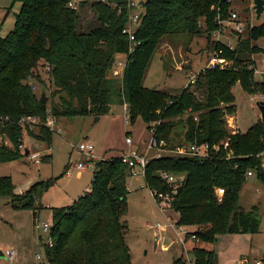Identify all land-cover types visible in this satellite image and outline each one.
<instances>
[{"label":"trees","instance_id":"1","mask_svg":"<svg viewBox=\"0 0 264 264\" xmlns=\"http://www.w3.org/2000/svg\"><path fill=\"white\" fill-rule=\"evenodd\" d=\"M16 2L20 9L14 27L0 35V125L12 142V147L0 145V163L24 155L20 145L26 125L19 122L23 117L41 119L39 132L30 133L51 146L55 131L45 125L49 115H91L98 121L113 103L126 102L129 121L134 124L142 118L149 129L155 126L168 148L184 142L228 141L234 153L230 159L225 149L204 159L164 153L147 163L144 175L152 191L172 192L162 172L184 176L170 208L178 212L179 225L196 228L193 246L187 250L196 264H218L213 250L200 242L215 241L223 233L260 232V217L255 210H244L240 199L248 170H254L264 184V162L257 156L264 150V123L259 119L247 131L234 133L225 117L236 111L233 88L237 83L251 95L264 94L254 59L255 54H264V46L257 43L264 38V23H247L242 32L236 31V36L240 34L237 44L230 46L212 39L223 25L219 19H228L233 10L227 0H145L130 52V38L124 32L133 9L130 0H86L78 8L68 6V0H13L12 6ZM87 4L98 24L82 31L80 10L83 13ZM203 33L211 40L214 55L228 60L226 67H205L195 83L175 94L144 85L164 37ZM120 54L126 56V65L118 84V75L109 74ZM47 81L55 86L51 100L59 97L50 105L41 100L32 83L46 85ZM180 123L184 137L174 142L173 129ZM91 161L96 169L90 190L72 204L53 209V244H44L49 264H133L128 224L123 219L128 210L130 167L120 156ZM53 184V179H43L18 187L10 176H0V197H7L15 209H32L35 218L43 207L38 204L41 196ZM218 187L225 189L221 200L215 192ZM185 263L183 255L174 264Z\"/></svg>","mask_w":264,"mask_h":264},{"label":"rangeland","instance_id":"2","mask_svg":"<svg viewBox=\"0 0 264 264\" xmlns=\"http://www.w3.org/2000/svg\"><path fill=\"white\" fill-rule=\"evenodd\" d=\"M143 1L145 0H135L138 4L137 10L141 9ZM12 2L13 0H0L1 36H5L13 29L15 15L20 9L19 2L11 7ZM252 6L253 0H235L232 4L233 11L238 14L236 23L241 22L243 30L247 23L252 25L264 23V13L257 19ZM80 11V30L88 31L87 29L98 24L95 11L90 4L85 6L83 13L82 10ZM233 24L226 22L225 30L220 35L215 33L212 39L235 46L240 34L236 36ZM257 43L264 46V38H260ZM213 56V45L206 33L193 37L186 34L168 35L162 39L151 60L144 85L149 88L164 89L173 94L178 93L189 84L191 72L198 73L203 70ZM117 58L121 61L126 60L123 54L118 55ZM254 59L258 68L256 79L264 81L262 75L264 54H255ZM109 75L113 76L112 71ZM121 76L120 74L117 77L118 84L121 83ZM32 83L36 85L35 91L40 96L45 92L49 105L52 101H59L58 96L52 100L50 98L51 91L55 89L53 83L49 81L46 85ZM233 94L236 111L234 115H226V123L231 132H245L261 119L257 102L264 100V94L251 95L239 83L234 86ZM112 105L116 110L101 116L98 121L91 115L57 118L51 146L30 133L39 132V123L27 124L20 145L24 155L0 163V176H10L18 187L31 185L43 179L54 180V184L38 202L43 206L38 212L41 221L51 223L54 208L72 204L86 191L84 189L86 186H92L94 175L92 166L84 172L70 167L71 164L79 161L87 162L89 159L78 148L81 142L88 141L94 144L93 160L126 153L128 150H125L129 147L127 136L132 137V143L136 144V141H139L137 144L141 145L139 151H146L151 129L142 118H137L134 124L129 121L124 110L126 106L128 108L126 102H115ZM186 117L187 115H184L183 118ZM184 128L182 123L174 127V142H180L184 137ZM4 140L0 145L12 147L8 136ZM157 152L158 150L150 149L147 152L148 158L154 157ZM68 168L71 169L70 176L66 173ZM128 188V210L123 219L128 224L126 236L133 264H174L178 257L183 255L185 258L190 257L187 250L192 248L193 239L188 235L186 242H180L178 238L183 239L182 230L192 232V228L178 226L173 228L169 225L168 217L171 222H177L178 212L168 207L162 210V205L147 186L145 175L139 169L138 174H131L128 178ZM240 206L246 211L255 210L261 219L260 232L218 234L215 241L200 242L199 245L213 250L219 264H240V259L245 260L241 264H256L258 260L264 264V184L255 175L248 177L242 187ZM158 222L165 224V228L158 229L156 227ZM49 236V232L36 227L32 209H15L7 197H0V248L6 249L11 246L17 253L14 261L2 257L0 264H49L44 245L49 240ZM38 254L40 258L37 257Z\"/></svg>","mask_w":264,"mask_h":264},{"label":"built area","instance_id":"3","mask_svg":"<svg viewBox=\"0 0 264 264\" xmlns=\"http://www.w3.org/2000/svg\"><path fill=\"white\" fill-rule=\"evenodd\" d=\"M82 1H86V0H68V6H70L71 8H78ZM227 1L233 4V2L235 0H227ZM137 5L138 4L135 2V0H130L129 6L133 7V9L131 10V12L129 14V20L127 23V27L124 29V32L126 34H128L129 38H130V42H131V46L129 49L130 52H133V50H134V46H135L134 32H135V29H136L137 25L139 24L141 17H142L141 9L140 10L136 9ZM219 16H218V18H220ZM237 18H238L237 12L232 10L228 19H226V20L219 19V22L223 25L216 33H218V35H220L221 32L225 30L224 24L226 22H227V24L233 22L234 23L233 29L236 30L237 32L238 31L241 32L243 30V27H242L241 22L236 23ZM228 64H229V62L226 58L220 57L218 55H214L212 57V59L210 60V63L206 67H214L216 65H220L221 68H224ZM116 65H122L124 68L126 65V60H125V62H123L121 60H118V58H116V62H115L114 67ZM48 68L49 67H47L46 69H48ZM198 73H199V71H198ZM198 73L191 72L189 84H193L196 82V78H197ZM33 89H36V85L33 86ZM19 122L22 125L38 124L41 122V119L37 116H26V117L21 118ZM56 124H57V117H55L54 115H49L47 117V120L45 121V125L48 126L51 130L55 131ZM2 127L3 126L0 125V142L5 141L4 138L7 136L5 134V132L2 130ZM156 130H157V128L155 126H153L151 131H150L151 137L147 143L146 151L142 152V151H139L137 149L131 148L126 153H122L120 155L122 161L129 165L132 174H138V169L143 174H145L146 166H147V163L150 159L147 156V152L150 149L158 150V152L155 154L156 157L161 156L165 152V153H174V154H181V155H192V156H196V157L204 159V158H208L210 156L211 152L220 151L221 149L226 150V158L227 159L234 157L233 151L231 149H228L229 148V142L228 141L215 143V144H211L209 142L199 143L197 141L184 142L182 144H178L175 148L171 149V148H168V143L165 139H159L158 138V134H157ZM233 132L235 133L236 131H233ZM263 139H264V137H263ZM126 141L129 145H131L133 142L132 137L127 136ZM78 148L80 151L83 152V154H85L90 159L87 162H84V161L76 162L74 164H71L70 167H74L76 169L84 171L88 167L92 166L95 170L96 169L95 163L93 161H91L94 158V152H95L94 144L91 142H88V141H83L79 144ZM257 156L260 157L264 162V150L262 152H260ZM37 161H39V160H37ZM66 173L68 176H70L71 175V169L68 168ZM161 175L164 179H166L169 183L172 184V192L171 193L159 192V191L153 190L152 193L154 194V196L157 198V200L162 205V210H165L167 207L168 208L171 207L173 194L177 193V191H178L177 189H178L180 182L182 181L184 176L180 175V174H172V173H168V172H162ZM253 175H255V171L254 170H248V172L246 174L247 178L250 176H253ZM215 192H216L217 198L219 200H221L224 193H225V189L222 187H218V188H216ZM168 219L170 220L169 225L172 226L173 228H175V226L185 227L183 225H179L177 222H171V219L169 217H168ZM34 223H35L36 227L42 228L44 231H47L50 233L49 240L47 241V244L52 245L53 244V239L51 236V225L52 224H50L48 221H41L39 216L34 218ZM156 227L158 229L162 230L165 228V224H163L162 222H158ZM181 234H182L183 239L178 238L180 242H186L187 241L186 238L188 235H190L191 239L196 238V235L193 231L190 232L188 230H182ZM4 254H5V257L7 259H9L10 261H14L15 257L17 256L16 250L12 247L6 248L4 251ZM37 257L40 258L41 256L38 254ZM190 257H188V256L186 257V263L185 264H196L195 259L192 257L190 258ZM256 264H262L261 260H258L256 262Z\"/></svg>","mask_w":264,"mask_h":264},{"label":"crops","instance_id":"4","mask_svg":"<svg viewBox=\"0 0 264 264\" xmlns=\"http://www.w3.org/2000/svg\"><path fill=\"white\" fill-rule=\"evenodd\" d=\"M11 6H12V4H11ZM13 6H14V4H13ZM264 13V12H263ZM6 14V13H5ZM126 57V56H125ZM119 59V58H118ZM120 60V59H119ZM123 62H125V60L123 61ZM122 71H123V66L122 65H116L114 68H113V70H112V73H113V76L115 75V76H117V75H120V74H122ZM110 76H112V75H110ZM113 110H116L115 109V107H113V105H112V107H111V109H110V112H112ZM124 110L126 111V114H127V106L124 108ZM114 112V111H113ZM127 116V118H128V114L126 115ZM137 143L135 144V143H132L131 145H128L129 147H128V149H126L125 151H127V150H129V149H131V148H134V149H137V150H141L140 148H141V145H137V144H139V141H136ZM87 170V169H86ZM85 171V170H84ZM83 171V172H84ZM26 185H28V184H26ZM86 191L87 190H90V187L89 186H86L85 188H84ZM78 199V198H77ZM76 199V200H77ZM75 200V201H76ZM50 224H52V221H51V223ZM189 228H192V230L194 231V230H196V228H194V227H189ZM192 242V241H191ZM194 243V242H193ZM11 246H9V247H7V248H10ZM188 250L190 251L191 249L190 248H188ZM4 251H5V249H1L0 248V258H2V257H4V258H6L5 257V254H4ZM243 261H245V260H241L240 259V264L241 263H244ZM219 264V263H218Z\"/></svg>","mask_w":264,"mask_h":264},{"label":"water","instance_id":"5","mask_svg":"<svg viewBox=\"0 0 264 264\" xmlns=\"http://www.w3.org/2000/svg\"><path fill=\"white\" fill-rule=\"evenodd\" d=\"M252 7L256 13V18L257 19L261 18L262 14L264 12V0H253V6ZM262 75L264 76V73ZM41 100L45 103L48 101V98L46 97L45 92H43L41 94ZM257 106H258L260 113H261L262 122L264 123V100H259L257 102ZM26 153H28V151Z\"/></svg>","mask_w":264,"mask_h":264}]
</instances>
